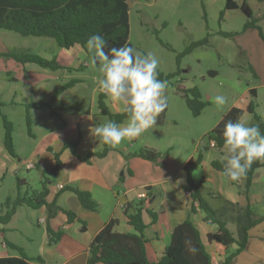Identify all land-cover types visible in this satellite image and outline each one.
I'll return each instance as SVG.
<instances>
[{"label": "rangeland", "instance_id": "1", "mask_svg": "<svg viewBox=\"0 0 264 264\" xmlns=\"http://www.w3.org/2000/svg\"><path fill=\"white\" fill-rule=\"evenodd\" d=\"M129 2L132 47L143 55L153 53L159 60L158 70L161 73L168 75L179 72L178 76L168 82L166 94L169 97V107L166 113L159 117L161 123L155 127L154 131L152 130L154 140L151 143L154 148L162 150L160 152L163 154L168 151L173 153L171 160L167 161V158L162 157L150 164L151 166H146L150 168L145 170L137 166L135 161L138 160L122 157L119 154H115L114 158L109 160L115 168L119 165L123 168L119 170L120 175L125 171L127 164L137 167L138 171L142 170L143 172H139L134 178L126 172L125 182L117 179L118 189L140 190L147 184L146 180L150 178L151 173L153 176L177 177L182 172V164L190 155L195 154V157L198 153L207 155L211 149L219 151L218 148H210L207 134L220 123L236 102L238 95L234 85L238 87L251 82V85L257 86L259 93L256 113L264 122V44L253 39L252 41L257 44L246 51L238 46L234 38H225L219 34L224 31L225 33L241 32L247 21L241 12L235 11L225 18V22L220 23V13L225 9L226 0L216 4L212 3V0L209 2L205 0L206 15L201 0H129ZM263 15L264 9L260 8L255 17L262 18ZM260 26L264 28V19L261 20ZM251 33H254L255 38L258 37V32ZM208 35V44L196 48L178 60L179 55L192 43L203 40ZM60 49L51 38L23 37L0 29V103L2 104L0 106V152L5 151L4 119H6L13 126L14 148L23 162L21 164L16 161L19 166L14 172L0 174V214L6 212L4 204L7 198L17 197L18 179L26 180L31 187L22 186L20 188L22 195L31 190L41 191L44 187L43 181L48 182L44 180L41 169L27 170L25 167V163L29 161L40 162L39 159H31V154L50 130L48 124L43 130H41L43 124H37L38 120L43 123L49 109L44 108L39 112L31 106L40 102L49 103L56 91L71 81L61 79L59 75L52 76L51 70L42 69L34 64L18 63L7 55L16 51L52 60ZM89 64V69L82 70L84 73L75 74V76H84L87 79L85 84L62 94L68 104L75 100H85L84 112H87L90 107L87 94L95 87L96 78L102 76L100 65L94 63L93 58L89 59ZM251 65L258 79H255L251 73ZM230 83L233 84V88L230 87ZM179 87L199 89L202 101L209 104L199 117H194L183 97L184 93L178 90ZM216 95H224L228 102L223 106L213 103L212 98ZM28 113L34 121L31 128L32 135L29 134ZM98 117L105 119L103 116ZM106 119L109 121L108 118ZM246 121L249 124L255 123L250 113L246 114ZM142 135L145 134L142 133ZM97 139L100 141L99 138ZM119 146L126 148L124 141ZM104 149L105 146L101 152ZM140 149V146L134 148L131 146L129 153ZM163 165L167 166L166 169L162 167ZM47 178L53 180L50 175ZM257 214L264 215L259 212ZM42 216L43 213L37 210L28 207L19 208L11 224L7 226L6 238L22 246L27 254L37 256L47 231V225L43 223V219H40ZM257 227L254 230L257 228V233L263 234L264 224ZM253 238L260 241V238ZM10 251L17 253L14 250ZM213 258L214 263L217 264L222 257L214 253Z\"/></svg>", "mask_w": 264, "mask_h": 264}, {"label": "trees", "instance_id": "2", "mask_svg": "<svg viewBox=\"0 0 264 264\" xmlns=\"http://www.w3.org/2000/svg\"><path fill=\"white\" fill-rule=\"evenodd\" d=\"M201 1L206 15L205 0ZM257 1L264 3V0ZM247 2L248 0H245L242 6L238 7L233 0H226L225 9L220 13V23L225 22V18L235 11L241 12L247 21L241 32H220L221 36L235 38L249 29H256L264 41V32L260 26L264 15L262 18L255 17ZM0 29L17 33L23 37L51 38L55 40L61 49L71 50L76 45H79L89 55L90 52L86 48V42L89 36L93 34H100L107 40L106 52L112 47H121L125 44L132 47L130 43V6L128 0H0ZM208 38L209 35L203 40L192 43L188 49L179 55L178 60L183 55L190 54L196 48L208 44ZM7 57L23 65L30 63L46 70L57 71L64 69L57 62L56 58L47 60L38 55L16 51L9 53ZM95 63L98 64L99 62ZM67 70L70 71L72 69ZM250 71L254 78L258 79L256 71L251 66ZM158 73V78L167 82L179 75V72L165 75L159 70ZM181 81L180 83H182ZM77 83L78 81L76 80L70 81L56 91L51 102L33 104L31 107L38 109L51 108L53 102L62 93L73 88ZM178 90L184 93L183 97L186 99L194 117H199L201 112L209 105L202 101L201 92L197 88L184 89L183 87H179ZM250 95L251 100L248 112L254 117V124H259L262 133H264V122L256 113L258 96L255 90H251ZM105 100L106 95L101 93L99 97L101 116L107 117L109 121H115L118 124L125 123L129 119V113L126 111L121 114L111 113L105 104ZM243 116V110L238 108H233L227 112L220 123L207 134L209 145L214 141L219 151L226 149L222 135L224 125L228 121L236 122L238 119L243 118ZM27 122L29 134L32 135V119L29 113ZM4 125L6 130L4 138L5 151L11 158L20 160L14 148L13 126L6 119H4ZM65 147L71 149L72 153L77 156L75 153L76 144L68 143ZM108 147L109 145L105 144V149L102 152L91 154L89 157L103 158L107 156L109 153ZM135 156L149 162H157L162 157L168 158L170 153L168 151L163 154L145 147L140 149ZM55 157L57 160L56 167L49 172L42 171V175L46 181L48 180L47 176L50 175L54 178L57 175L62 164L60 156L57 154ZM202 161L203 157L199 154L196 161L190 160L185 165L184 170L187 174L188 184L185 187V191L193 192L191 196L193 200L191 213H197L195 207V204H197L199 210L206 216L205 220L208 225H216L218 227L217 232L209 233L204 239L202 233L189 217L174 229L171 243L166 248L163 257L158 261H151L147 253L149 242L145 237V231L148 225L144 221V215L151 216L153 222L156 221L157 215L145 208L146 203L152 200V194L148 192L149 200L138 199L133 202L124 203V215L129 226L133 228L134 233H119L115 231L119 220H111L95 237L89 251L87 264H214L213 257L207 250L206 243H215L224 249L225 256L218 264H235V259L247 249L251 238V231L264 223V215L259 216L257 214L258 212L254 210L250 199L254 174L258 169H264V163L260 161L254 162L245 175L243 195L247 198L248 205L243 208L221 195H209L211 196L209 200L202 196L199 191L200 185H196L192 178L193 171L202 164ZM213 167L221 170L216 162H213ZM18 183L19 193L17 197H8L4 204L6 212L0 214V224L4 226L3 233L6 234L7 226L14 219L18 209L21 207H28L33 210L45 207L48 211L49 220L60 213L67 217L69 224L78 220V215L74 211L59 207L56 200L52 203L47 201L49 190L46 187V182L43 181L44 187L41 191L31 190L27 191L24 195L21 194L20 188L25 185L30 187V185L23 179H18ZM148 190L150 191V189ZM62 191L73 192L79 199L83 209L90 212L98 210V205L93 201L90 192L73 187H64ZM83 231H86L85 225L83 226ZM47 234L50 245L58 243L64 235L63 231L54 232L49 226H47ZM186 241H191L198 249L195 254L188 252L185 244ZM2 244L8 249L16 251L20 257L0 258V264L43 263L41 257L35 259L29 257L22 246L16 245L6 237H3Z\"/></svg>", "mask_w": 264, "mask_h": 264}, {"label": "crops", "instance_id": "3", "mask_svg": "<svg viewBox=\"0 0 264 264\" xmlns=\"http://www.w3.org/2000/svg\"><path fill=\"white\" fill-rule=\"evenodd\" d=\"M206 1L209 2L211 0ZM233 1L238 7H241L245 2V0ZM213 2L216 4L217 2H221V0H212V3ZM247 4L254 15H256L260 8L264 9V3H260L257 0H248ZM262 29L264 32V28ZM252 30L253 31L249 29L245 33L234 38L238 46L243 50L248 51L252 49L254 44H257L252 41L253 39L259 40L264 44L259 31L255 29ZM251 32H258V37L255 38L254 33ZM91 56L92 53H90V55L87 54L81 46H76L71 50L60 49L54 58H56L57 62L64 69L50 72L52 76L59 75V77L64 80L69 79L71 81H78V83L71 88L73 91L79 86L84 85L87 81L84 76H75V74H79L83 72L82 70L90 68L89 59L92 58ZM98 65L100 64L98 63ZM251 67L253 66L251 65ZM67 69L72 70L68 71ZM182 86H184V84H182ZM230 87L233 88V84L230 83ZM234 89H236L235 91L238 98L234 105L231 106V109L238 108L243 110L244 118L242 119L246 121V114H249L248 107L251 100L250 92L251 90H255L258 96V88L256 85H251L250 82L249 84L238 85V87L234 85ZM101 93L102 92L96 86L95 80V87L87 94L90 100L88 104L90 107L87 112H84V106H86L85 100H75L68 104L62 97V93L53 102L51 108H46L49 109V113L47 117H45L43 123L40 120L37 122L38 125L43 124L41 130H43L47 124L50 130L42 139L40 145L37 146L31 154V159H39L40 162H29L34 163L36 169L49 172L57 165L55 156L57 154L60 156L62 164L57 175L53 180H47L46 187L49 190L47 201L52 203L56 200L59 207L74 211L78 215V220L69 224L67 217L62 213L49 220L48 211L45 207L37 210L43 213L40 219L44 220V224L49 226L54 232L63 231L64 235L58 243L50 245L48 243L49 236L46 231V235L40 244L37 256L28 254L29 257L34 259L41 257L43 263L33 262L31 264H87L89 251L95 237L111 220H119V224L115 227V231L119 233H134L133 228L129 226L124 215V203L138 200L139 196L145 191L152 194V200L146 203L145 208L157 215L155 222H153L151 216L147 214L144 215V221L148 225L145 231V237L149 242L147 245V253L151 261H158L163 257L166 248L171 243L174 229L189 217L202 233L204 239L209 233L217 232L218 227L216 225H208L205 220L206 216L199 210L197 204H195L197 213H191L193 200L192 197L187 194V191H185V187H187L188 184L184 167L190 160L196 161L199 154L203 157V161L202 164L193 171L192 178L196 185H200L199 191L202 196L209 200L211 196L221 195L231 202L239 204L243 208L248 205V200L243 195L245 176L240 178L239 181L233 182L223 175L226 165L225 157L228 155L227 149H223L219 152L211 149L210 153L207 155L198 153L196 157L195 154L194 156L190 155L187 160H185L184 164H182V172L180 171L181 173L179 172L180 175L177 177L162 175L153 176L151 173L150 178L146 180L147 184L140 190H134L133 188L130 190H125V188L123 190L118 189V178L122 180V182H125L126 172L134 178L142 170L138 171L137 167L127 164L124 169L125 171L120 175L119 170L123 168L120 165L118 168H115L113 164L109 163V160L114 158L115 154H119V156L122 157L138 160L135 161V163L137 162V166L141 167L143 170L150 168L146 166H151L150 164L153 162L135 156L138 152L136 150L129 153V147L131 148L132 146V148H134L140 146L141 149L148 147L159 152L162 151L158 148H154L151 143V141L154 140L153 131L156 129L155 127L161 123V120L158 118L157 124L146 130L147 132H143L145 135L141 134V136L135 139L125 140L124 144H126V148L125 146L120 148V146L117 145L109 149V153L103 158L89 157L91 154L101 152L105 146L104 143L98 141V139L93 137L90 133V129L94 125L107 122V117H105V119L98 117L101 116L99 107V97ZM105 104L111 113L121 114L125 112V105L111 100L108 96H106ZM34 109L35 111L41 110L38 108ZM33 125L34 121H32V127ZM151 131L152 133L149 135ZM68 143L76 144L75 153L77 156L72 153L71 149L65 147ZM172 155L173 153H170L167 161L171 160ZM18 157L20 160H15L11 158L6 151L0 152V174L3 172H14L16 170L15 168L19 166L16 161H22L19 155ZM213 162H216L221 170L214 168ZM21 164H23V162H21ZM113 167L114 169H112ZM162 167L166 169L167 166L163 165ZM60 185L79 188L80 190L90 192L93 201L98 205V210L96 212H90L83 209L77 196L71 191L60 190ZM148 189H150V191ZM250 199L254 210L258 209L259 211H257L259 213H264L263 168L258 169L254 174ZM84 225L86 231H83ZM257 228L251 231L254 233H251L247 249L235 259V264H264V240H262L264 239V233L258 234ZM3 230L4 226L0 224V258L20 257L18 253H12L10 249L2 244L3 237H6ZM253 237L260 238V241ZM206 245L212 257L214 253H217L219 256L221 255V259L224 258L225 251L220 245L215 243H206Z\"/></svg>", "mask_w": 264, "mask_h": 264}, {"label": "clouds", "instance_id": "4", "mask_svg": "<svg viewBox=\"0 0 264 264\" xmlns=\"http://www.w3.org/2000/svg\"><path fill=\"white\" fill-rule=\"evenodd\" d=\"M107 43L100 34L89 36L86 42L93 62L100 64L102 76L96 79V86L111 100L125 105L129 119L120 124L107 121L94 125L90 133L100 142L115 147L125 140L141 136L157 124L158 118L169 107L166 94L169 85L166 80L158 78L159 60L153 53L140 54L127 44L112 47L106 52ZM212 101L220 106L228 102L224 95H216ZM222 135L228 152L223 172L227 179L239 181L254 162L264 163V133L259 124H249L242 118L236 122L228 121ZM185 244L190 254L198 251L191 241Z\"/></svg>", "mask_w": 264, "mask_h": 264}, {"label": "built area", "instance_id": "5", "mask_svg": "<svg viewBox=\"0 0 264 264\" xmlns=\"http://www.w3.org/2000/svg\"><path fill=\"white\" fill-rule=\"evenodd\" d=\"M210 148L216 149L217 148L216 142L212 141L210 143ZM25 167H26L27 170H32V169L35 168V165L32 162H27V163H25ZM59 188H60V190H63L64 189V186L63 185H60ZM187 194L191 197L192 194H193V192L187 191ZM139 199L149 200V193L145 191L144 193H142L139 196ZM43 222H44V220H43Z\"/></svg>", "mask_w": 264, "mask_h": 264}]
</instances>
